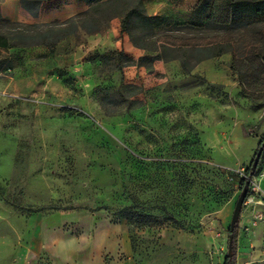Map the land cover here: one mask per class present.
Returning a JSON list of instances; mask_svg holds the SVG:
<instances>
[{"label":"rangeland","instance_id":"374dc122","mask_svg":"<svg viewBox=\"0 0 264 264\" xmlns=\"http://www.w3.org/2000/svg\"><path fill=\"white\" fill-rule=\"evenodd\" d=\"M209 1L143 3L160 32L178 11L204 16ZM47 3L44 19L10 21L62 22L88 9L85 0ZM253 5L233 16L246 27L208 34L233 40L235 58L188 71L181 57L129 65L120 18L53 53L0 49V264H224L241 181L264 139V3ZM41 208L100 219L95 231L64 226L47 242L26 212ZM253 236L239 232L236 264H264Z\"/></svg>","mask_w":264,"mask_h":264},{"label":"trees","instance_id":"16d2710c","mask_svg":"<svg viewBox=\"0 0 264 264\" xmlns=\"http://www.w3.org/2000/svg\"><path fill=\"white\" fill-rule=\"evenodd\" d=\"M47 1L49 0H19V5L31 17L36 18L40 8ZM85 2L88 5L87 10L62 22L22 24L4 18L0 13V29L4 30L0 31V49L42 46L49 53H53L56 44L61 40L76 35L79 31L87 34L100 33L109 27L108 24L113 18H120V31L128 35L134 47L148 53L137 60L128 57L129 65L149 66L155 61H169L181 57L182 68L188 71L199 62L224 53H231L235 58L236 44L233 40L210 41L208 34L213 32L216 35H229L239 27H246L247 21H233L239 6L251 4L259 6L264 0H211L207 15L199 17L185 15L180 18L183 15L178 12L176 22L160 32L155 30L154 18L146 13L143 0H85ZM259 10V7L255 9L256 12ZM261 55L255 54L257 57ZM121 56L123 53L118 54V57ZM191 58L194 59V63L189 65L188 60ZM249 172L250 168L246 170L247 176L241 183L244 184L249 178ZM256 173L257 171L254 176ZM44 209L47 208L27 209L26 212L36 213ZM238 222L239 219L232 232V255L228 257L226 253L224 264H236ZM230 233L229 231V235Z\"/></svg>","mask_w":264,"mask_h":264},{"label":"crops","instance_id":"0c3cea01","mask_svg":"<svg viewBox=\"0 0 264 264\" xmlns=\"http://www.w3.org/2000/svg\"><path fill=\"white\" fill-rule=\"evenodd\" d=\"M49 6L51 5H48V3L45 2L40 8L36 19H44L45 11ZM210 6L211 0L209 1L208 10L205 15H207V13L209 12ZM193 12L194 13L191 15H194L195 17H199L201 15V9L199 7L196 8ZM0 13L4 18L8 20H36L35 18L28 15V13H24V11H22L19 5V0H3L0 3ZM123 49L126 54L130 55L133 58L140 55V49L134 47L130 40H128L127 38H124L123 40ZM253 181L258 186L262 194H264V161L260 162L258 171L254 176ZM33 215V221L35 223L32 229L33 231H35V238H39L40 240H45L47 242H49L48 238H51L53 234L62 231L64 226H70V229L74 231H95L97 228L96 222H98V220L100 219L98 216H95L89 211H56L53 214L37 212ZM104 225H107L104 227V230L107 231L111 230V226L115 227V225L110 222V219H108V223ZM238 227L239 232L246 231L250 235H253L254 233V239L260 240L261 238V241H264V228H262V226L254 220L252 208L248 207L245 211H243L242 214H240ZM60 238L61 237H58V239Z\"/></svg>","mask_w":264,"mask_h":264},{"label":"water","instance_id":"95a60500","mask_svg":"<svg viewBox=\"0 0 264 264\" xmlns=\"http://www.w3.org/2000/svg\"><path fill=\"white\" fill-rule=\"evenodd\" d=\"M262 153H264V139H262L260 141V145L258 146L257 148V151L255 152L254 154V157L251 161V164H250V172H249V179H247L245 181V183L243 184V187L241 189V193L236 201V204H235V207H234V210H233V213H232V216H231V220H230V224H229V231L231 232L230 235H229V239H228V247H227V255L228 257H231L232 255V249H233V235H232V232L234 231V227L240 217V212H241V209L243 207V202L247 196V192H248V188H249V185H250V179L253 177L256 169H257V166L259 164V161H260V158H261V155Z\"/></svg>","mask_w":264,"mask_h":264},{"label":"built area","instance_id":"2783aa9c","mask_svg":"<svg viewBox=\"0 0 264 264\" xmlns=\"http://www.w3.org/2000/svg\"><path fill=\"white\" fill-rule=\"evenodd\" d=\"M251 179L243 206L252 208L254 220L264 228V194H262L258 186Z\"/></svg>","mask_w":264,"mask_h":264}]
</instances>
